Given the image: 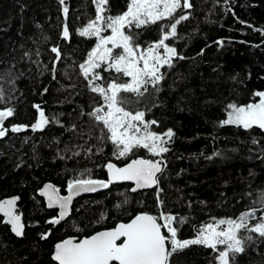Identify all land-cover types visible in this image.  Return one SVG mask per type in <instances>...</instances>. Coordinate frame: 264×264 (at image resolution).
Returning a JSON list of instances; mask_svg holds the SVG:
<instances>
[{
    "label": "trees",
    "instance_id": "1",
    "mask_svg": "<svg viewBox=\"0 0 264 264\" xmlns=\"http://www.w3.org/2000/svg\"><path fill=\"white\" fill-rule=\"evenodd\" d=\"M127 3L109 0L108 14H121ZM191 3L193 8L185 10L191 13L189 19L178 25L177 37L167 41L185 59L162 69L165 78L159 91L135 105L146 110V120L158 122L153 131L174 132L167 145L170 151L163 157L167 167L159 175V186L163 211L185 218L178 225L181 240L194 239L214 219H235L252 208L257 209V219L264 215L259 203L264 197V132L221 126L229 103L258 102L255 93L264 91V0ZM95 14L93 0H65L64 5L59 0H0V87L11 97L0 104V110L15 109L6 127L28 126L0 139V198L18 196V212L25 223L24 236L16 237L0 222V264H55L51 255L58 241L112 228L141 212L158 215L161 211L156 189L131 192L130 183H117L76 199L70 216L60 225L47 223L57 211L47 208L39 195L45 182L66 193L71 180L107 179L109 161L122 165L138 156L160 159L143 149L117 159L111 143L97 139L100 129L87 113L100 97L87 89L78 69L97 42L78 33ZM65 26L67 39L62 37ZM135 31L142 46L161 35L159 24ZM54 46L63 56L55 79L51 73L55 54L50 51ZM102 74L111 78L109 73ZM33 105H40L50 119L42 130L30 127L39 119ZM53 118L60 123L51 122ZM254 138L259 145L252 143ZM77 151L81 154L72 156ZM49 231V238L41 240L40 235ZM253 235L254 242L237 255L236 264H264V240ZM216 257L210 248L190 245L174 255L172 264H218Z\"/></svg>",
    "mask_w": 264,
    "mask_h": 264
},
{
    "label": "snow or ice",
    "instance_id": "2",
    "mask_svg": "<svg viewBox=\"0 0 264 264\" xmlns=\"http://www.w3.org/2000/svg\"><path fill=\"white\" fill-rule=\"evenodd\" d=\"M59 2L61 5L65 4V0ZM93 4L95 18L78 34L81 37H94L97 42L87 53V58L78 65V69L80 76L86 81L87 89L100 97V101L87 113L100 129L97 139L101 143L110 142L117 159H127L135 150L140 149L160 159H131L123 167L108 162L107 181L71 180L67 184V196L58 195V189L51 184L44 185L40 195L47 198L48 208L59 209L58 216L49 219L47 223L56 226L65 221L70 214L74 196L106 189L110 184L122 181L133 182V192L155 187L157 205L161 211L158 215L138 213L127 223H118L113 229L96 232L83 239L62 240L54 245L51 259L55 264H172L175 254L190 245H203L217 253L218 264H236L237 255L245 252L248 243L254 242L253 234L255 238L264 240V215L257 219V209L252 208L235 219H214L204 224L194 239H179L178 225L183 224L185 218L163 211L164 202L160 199L163 190L159 186V174L167 167L163 157L170 151L167 145L171 143L174 132L171 129L164 133L153 131V126H158V122L146 120V110L135 107L146 95L150 97L159 91L165 78L162 69H171L175 66L174 60L185 59L167 41L176 38L178 25L189 19L191 13L185 10L193 8L191 0H128L126 10L117 15L108 14L109 0H93ZM68 11L65 6V16ZM157 24L160 25V38L147 46L140 45L137 42L138 32L135 30ZM62 37L69 38L67 26L63 28ZM50 51L55 54L51 68L55 79L57 64L62 61L63 56L58 46L52 47ZM200 54H203V49ZM102 72L111 74V78L105 77ZM10 83L14 84V79ZM150 88L152 92L149 91ZM255 96L259 97L258 102L247 105L229 103L227 117L221 121V126L235 125L245 130L257 128L264 132V91L256 92ZM10 99L0 87V104L8 103ZM33 107L37 109L39 119L30 127L32 131L42 130L50 123V119L40 105ZM14 113L15 109L12 107L0 110V138H4L9 131L19 133L28 127H6L5 122ZM81 115L85 113L82 112ZM51 122L60 123L55 118ZM75 128L73 125L71 130L74 131ZM252 143L259 145L260 141L254 138ZM65 150L70 151L67 146ZM92 151L91 147L87 148L88 153ZM99 151L102 152L103 148ZM261 152L264 153V148ZM80 154L78 151L72 152V156ZM216 155L219 156L220 153ZM59 158L65 159L64 156ZM18 199L19 197H14L0 201V213L6 218L0 222L10 225V230L16 237H23L25 225L16 208ZM127 202L125 199L124 203ZM259 203L264 207V197ZM116 207L120 208L121 205L117 204ZM252 220H256V223H250ZM50 235V231L42 233L40 239L47 240Z\"/></svg>",
    "mask_w": 264,
    "mask_h": 264
},
{
    "label": "water",
    "instance_id": "3",
    "mask_svg": "<svg viewBox=\"0 0 264 264\" xmlns=\"http://www.w3.org/2000/svg\"><path fill=\"white\" fill-rule=\"evenodd\" d=\"M1 139V138H0ZM136 158H145V159H151V158H146V157H141V156H138V157H135V158H132V159H136ZM131 160V159H130ZM129 160V161H130ZM128 161V162H129ZM109 162H112L113 164H115L117 167H123L125 164H127L128 162H126L125 164H122V165H119V164H117V163H115V162H113V161H109ZM160 175V174H159ZM108 177H109V173H108V171H107V179H104V181H107L108 180ZM117 183H130L131 184V188H130V191H131V189L135 186L134 185V183L133 182H131V181H122V182H114V183H112V184H117ZM46 184H51V185H53L56 189H58V195H60V196H67L68 195V191H66V193H62L61 191H60V189L56 186V184H54L53 182H45L43 185H42V187L40 188V190H39V195H40V191L43 189V187H44V185H46ZM111 185V184H110ZM151 189H155V187H153V188H149V189H138L137 191H141V190H151ZM99 190H101V189H99ZM98 191V190H97ZM137 191H135V192H137ZM131 192H133V191H131ZM86 194H89V193H82V194H80L79 196H74V198H73V201H72V204H71V206H70V214H71V211H72V206H73V204H74V202L76 201V199H78L79 197H81V196H83V195H86ZM41 196V195H40ZM14 197H18V196H10V197H5V198H2V199H0V201H2V200H6V199H11V198H14ZM43 199H44V201H45V204H46V207L48 208V206H47V198L46 197H44V196H41ZM18 201H19V199L17 200V203H16V208H17V211H18ZM52 209H57V216H58V212H59V209L58 208H52ZM20 213V212H19ZM142 213V212H141ZM145 213H147V212H145ZM21 214V218H22V223L25 225V223H24V216H23V213H20ZM70 214H69V216H70ZM150 214V213H149ZM0 215H2L3 216V214L2 213H0ZM68 216V217H69ZM67 217V218H68ZM4 219L3 220H5L6 218L5 217H3ZM66 218V219H67ZM121 222H123V221H121ZM121 222H119V223H121ZM129 222V221H128ZM123 223H127V222H123ZM118 224V223H117ZM116 224V225H117ZM115 225V226H116ZM10 226V225H9ZM115 226L114 227H112V228H108V229H113V228H115ZM11 227V226H10ZM104 230H106V229H103V230H99V231H97V232H100V231H104ZM96 233V232H95ZM95 233H93V234H95ZM93 234H91V235H93ZM91 235H89V236H91ZM89 236H85V237H89ZM85 237H82V238H80V239H83V238H85ZM69 238H75V239H78L79 240V238H77V237H67V238H64V239H62V240H65V239H69ZM62 240H60V241H62ZM60 241H58V242H60ZM57 242V243H58ZM53 252H54V247H53ZM53 252H52V254H53ZM52 256V255H51Z\"/></svg>",
    "mask_w": 264,
    "mask_h": 264
},
{
    "label": "flooded vegetation",
    "instance_id": "4",
    "mask_svg": "<svg viewBox=\"0 0 264 264\" xmlns=\"http://www.w3.org/2000/svg\"><path fill=\"white\" fill-rule=\"evenodd\" d=\"M4 198H5V197H4ZM0 199H2V198H0ZM56 211H57V209H56ZM56 215H57V214H56ZM0 216L2 217V221H3V219H4L3 216H2V215H0ZM8 226H9V225H8ZM9 227H10V226H9Z\"/></svg>",
    "mask_w": 264,
    "mask_h": 264
},
{
    "label": "rangeland",
    "instance_id": "5",
    "mask_svg": "<svg viewBox=\"0 0 264 264\" xmlns=\"http://www.w3.org/2000/svg\"><path fill=\"white\" fill-rule=\"evenodd\" d=\"M105 35H108V34H110V33H104ZM168 43V42H167ZM216 220H219V219H216ZM210 223V222H209Z\"/></svg>",
    "mask_w": 264,
    "mask_h": 264
}]
</instances>
